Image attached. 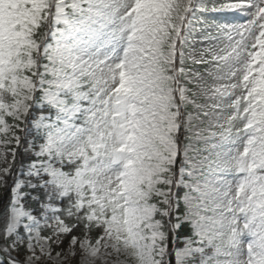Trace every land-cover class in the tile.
Returning a JSON list of instances; mask_svg holds the SVG:
<instances>
[{"label":"snow or ice","instance_id":"snow-or-ice-1","mask_svg":"<svg viewBox=\"0 0 264 264\" xmlns=\"http://www.w3.org/2000/svg\"><path fill=\"white\" fill-rule=\"evenodd\" d=\"M0 264H264V0H0Z\"/></svg>","mask_w":264,"mask_h":264}]
</instances>
